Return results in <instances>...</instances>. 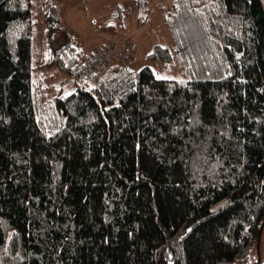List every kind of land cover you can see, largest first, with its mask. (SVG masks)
<instances>
[{
  "label": "trees",
  "instance_id": "1",
  "mask_svg": "<svg viewBox=\"0 0 264 264\" xmlns=\"http://www.w3.org/2000/svg\"><path fill=\"white\" fill-rule=\"evenodd\" d=\"M50 1L41 67L74 78ZM168 10L190 79L114 62L43 114L31 0H0V264H264V0Z\"/></svg>",
  "mask_w": 264,
  "mask_h": 264
},
{
  "label": "rangeland",
  "instance_id": "2",
  "mask_svg": "<svg viewBox=\"0 0 264 264\" xmlns=\"http://www.w3.org/2000/svg\"><path fill=\"white\" fill-rule=\"evenodd\" d=\"M61 4L64 11V28L76 40L77 46L87 54L97 43L109 46L110 39L134 40V61L129 68L137 73L149 66L155 75L167 80H188L182 48L177 44L165 16L173 0H52ZM46 0H31L33 19L36 22L33 42V83L37 91L38 104L42 113L52 111L55 99L61 93L71 94L74 78L57 67H41L48 61V49L43 37L42 11ZM114 25L116 34L101 31L102 26ZM71 29H69V27ZM71 30H73L71 32ZM70 31V32H69ZM155 45L169 46L172 61L150 60L148 54ZM45 48V49H44ZM123 50V46H119ZM94 84V81H90ZM41 88L46 89L45 101ZM60 122L64 116L59 117ZM264 231V229H263ZM264 257V234L261 236L259 252L255 258Z\"/></svg>",
  "mask_w": 264,
  "mask_h": 264
},
{
  "label": "built area",
  "instance_id": "3",
  "mask_svg": "<svg viewBox=\"0 0 264 264\" xmlns=\"http://www.w3.org/2000/svg\"><path fill=\"white\" fill-rule=\"evenodd\" d=\"M120 45L124 47L123 50L119 49ZM134 47V40L110 39L109 46H103L78 63L73 69V76L82 82L95 81L114 62L129 65L134 61Z\"/></svg>",
  "mask_w": 264,
  "mask_h": 264
},
{
  "label": "crops",
  "instance_id": "4",
  "mask_svg": "<svg viewBox=\"0 0 264 264\" xmlns=\"http://www.w3.org/2000/svg\"><path fill=\"white\" fill-rule=\"evenodd\" d=\"M48 2H49V0H46V4H48ZM50 2H52V0L50 1ZM46 4H45V6H46ZM52 4H53V6H55L56 8H58V9H60V6H61V4H59V3H57V2H52ZM62 7V6H61ZM44 10H45V8L43 9V11H42V17L44 16ZM63 11L61 12V17H62V20H63V24L65 25V26H67L66 24H65V21H64V16H65V12L64 11H66V10H64V9H62ZM42 26H43V29H45L44 28V18H43V21H42V24H41ZM69 27V29H71L70 28V26H68ZM65 28H67V27H65ZM66 30V29H65ZM67 31V30H66ZM73 30H71V32H72ZM43 32H44V30H43ZM70 32V31H69ZM101 44H99V43H97L94 47L93 46H91L92 48L90 49V51L87 53V54H83V59H85L86 57H88L89 55H91L93 52H95V51H97V50H99L100 49V46ZM45 49V48H44ZM74 82H75V80H74ZM76 84V83H75ZM75 89V87L73 86L72 87V90H74Z\"/></svg>",
  "mask_w": 264,
  "mask_h": 264
},
{
  "label": "water",
  "instance_id": "5",
  "mask_svg": "<svg viewBox=\"0 0 264 264\" xmlns=\"http://www.w3.org/2000/svg\"><path fill=\"white\" fill-rule=\"evenodd\" d=\"M263 229H264V222L260 228V235H259V240H258V252H259V246H260V243H261V236H262V232H263Z\"/></svg>",
  "mask_w": 264,
  "mask_h": 264
},
{
  "label": "snow or ice",
  "instance_id": "6",
  "mask_svg": "<svg viewBox=\"0 0 264 264\" xmlns=\"http://www.w3.org/2000/svg\"><path fill=\"white\" fill-rule=\"evenodd\" d=\"M158 78H162V77H158ZM188 231L190 232V231H191V229L189 228V229H188ZM105 242H107V241H105Z\"/></svg>",
  "mask_w": 264,
  "mask_h": 264
}]
</instances>
